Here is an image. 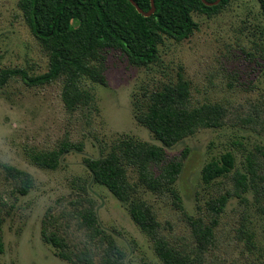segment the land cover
Here are the masks:
<instances>
[{"label": "rangeland", "instance_id": "374dc122", "mask_svg": "<svg viewBox=\"0 0 264 264\" xmlns=\"http://www.w3.org/2000/svg\"><path fill=\"white\" fill-rule=\"evenodd\" d=\"M197 30L188 39L165 38L159 61L147 67L130 64L121 51L106 49L107 84L81 78L79 86L91 95L89 103L70 110L63 101L65 80L30 86L21 78L0 88V228L4 252L0 264H71L42 238L48 217L73 249H90L100 257L103 248L82 225L79 213L93 208L101 229L125 253L126 264H163L150 239L134 223L129 205L95 183L85 164L99 159L128 137L162 146L139 121L150 107L149 96L177 82L190 83L194 106L218 104L228 109L222 128L203 129L171 148L166 165L182 161L176 182L177 201L169 192L141 183L136 168L128 167L133 198L145 201L160 223L161 234L180 250L195 243L188 218L212 222L209 203L234 190L233 177L246 172L247 157L256 154L264 178V16L256 0H232L217 15H194ZM0 54L6 69H23L31 76L48 72L50 58L34 37L19 0H0ZM73 145L55 170L33 162L36 154ZM260 149V152L257 150ZM235 159L233 171L206 184L203 171L225 154ZM184 156H186L184 158ZM10 166L31 175L33 188L19 191L20 181ZM154 167L155 173L160 172ZM264 186V180L262 182ZM245 200L232 197L218 218L214 243L202 264H264V193L251 191ZM251 236V239H248Z\"/></svg>", "mask_w": 264, "mask_h": 264}, {"label": "trees", "instance_id": "16d2710c", "mask_svg": "<svg viewBox=\"0 0 264 264\" xmlns=\"http://www.w3.org/2000/svg\"><path fill=\"white\" fill-rule=\"evenodd\" d=\"M133 1L144 13L152 8V0ZM231 1L154 0L155 13L146 17L129 0H19L26 23L49 55L50 67L43 75L31 76L23 69L3 68L0 54V88L14 78H21L30 86L45 85L63 78L66 107L70 110L79 108L91 99V95L79 86L82 77L88 76L94 82L107 84L103 55L106 49L121 51L132 65L147 67L159 61V46L165 38L180 42L194 34L198 28L195 14L217 15ZM256 1L264 16V0ZM149 100L148 111L139 115L138 121L162 146L128 137L117 142L106 156L86 159L85 164L95 183L105 187L118 201L129 205L132 220L150 239L163 264H202L201 257L214 243V229L229 200L234 196L245 200L243 196L251 191L257 196L264 193L258 156L249 154L246 172H237L233 177V191L209 203L213 216L210 224L201 218H188L194 249L174 248L161 234L160 223L152 208L145 201L133 198L134 188L129 182L128 167L137 169L142 184L154 191L169 192L179 201L175 185L183 170V162L172 161L162 167L167 159L165 148L175 146L200 130L222 128L229 112L218 104L194 106L190 83L182 74H179L177 82H170L161 91L152 93ZM72 148L73 145L65 142L57 151L36 154L33 162L42 169L55 170L61 157ZM159 166L160 172L156 174L154 167ZM234 168V156L225 154L205 167L203 181L210 184L229 175ZM6 171L20 181L22 195H27L33 188L30 174L10 166ZM79 215L82 225L91 232V239H97L104 247L100 257L90 249L71 248L58 230L51 229L48 217L42 225L43 241L71 264H126L125 253L101 229L94 209L87 208ZM3 252L0 228V253Z\"/></svg>", "mask_w": 264, "mask_h": 264}, {"label": "water", "instance_id": "95a60500", "mask_svg": "<svg viewBox=\"0 0 264 264\" xmlns=\"http://www.w3.org/2000/svg\"><path fill=\"white\" fill-rule=\"evenodd\" d=\"M129 1L137 8V10H138L139 13L145 15L146 17H150L151 15H153L155 13V3H154V0H152V8H151V10L148 13H144L143 10H141L138 7V5L133 0H129ZM206 4H208V3H206ZM208 5H212V4H208Z\"/></svg>", "mask_w": 264, "mask_h": 264}]
</instances>
